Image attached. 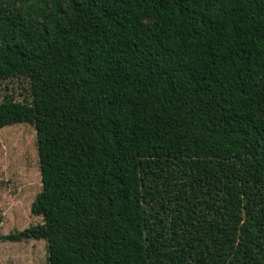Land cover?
Segmentation results:
<instances>
[{"label":"trees","instance_id":"1","mask_svg":"<svg viewBox=\"0 0 264 264\" xmlns=\"http://www.w3.org/2000/svg\"><path fill=\"white\" fill-rule=\"evenodd\" d=\"M0 128L34 124L49 264H264V0H0ZM1 221V216H0Z\"/></svg>","mask_w":264,"mask_h":264},{"label":"rangeland","instance_id":"2","mask_svg":"<svg viewBox=\"0 0 264 264\" xmlns=\"http://www.w3.org/2000/svg\"><path fill=\"white\" fill-rule=\"evenodd\" d=\"M29 81L14 77L0 84V102L8 96L25 101ZM42 191V178L34 124L0 128V264H49L44 240L4 241L1 237L40 224L31 207Z\"/></svg>","mask_w":264,"mask_h":264}]
</instances>
